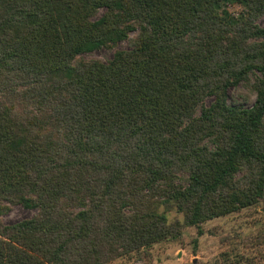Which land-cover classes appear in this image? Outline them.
<instances>
[{
	"label": "trees",
	"instance_id": "1",
	"mask_svg": "<svg viewBox=\"0 0 264 264\" xmlns=\"http://www.w3.org/2000/svg\"><path fill=\"white\" fill-rule=\"evenodd\" d=\"M262 16L264 0H0V215L37 210L0 220V264L148 250L180 233L157 200L200 234L264 202Z\"/></svg>",
	"mask_w": 264,
	"mask_h": 264
},
{
	"label": "rangeland",
	"instance_id": "2",
	"mask_svg": "<svg viewBox=\"0 0 264 264\" xmlns=\"http://www.w3.org/2000/svg\"><path fill=\"white\" fill-rule=\"evenodd\" d=\"M243 8L239 2L223 4V11H228L235 18L240 17ZM259 22L264 26V16ZM127 48L129 43L123 41L113 48L102 47L81 56L108 61L116 50ZM242 93H248L244 87L231 90L237 101L244 102ZM254 100L255 95H250L249 104ZM151 206L164 213L169 224H178L180 233L154 244L148 250L106 264H264V202L204 223L201 234L198 227L187 225L184 214L174 207L159 200ZM36 213V209L20 204H7L0 220L11 224L33 217Z\"/></svg>",
	"mask_w": 264,
	"mask_h": 264
}]
</instances>
